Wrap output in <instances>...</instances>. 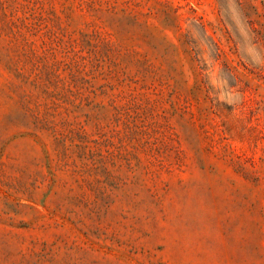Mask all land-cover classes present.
Here are the masks:
<instances>
[{
	"label": "rangeland",
	"instance_id": "obj_1",
	"mask_svg": "<svg viewBox=\"0 0 264 264\" xmlns=\"http://www.w3.org/2000/svg\"><path fill=\"white\" fill-rule=\"evenodd\" d=\"M0 264H264V0H0Z\"/></svg>",
	"mask_w": 264,
	"mask_h": 264
}]
</instances>
